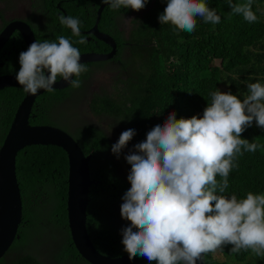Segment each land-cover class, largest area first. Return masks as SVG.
Returning <instances> with one entry per match:
<instances>
[{
	"label": "trees",
	"instance_id": "trees-1",
	"mask_svg": "<svg viewBox=\"0 0 264 264\" xmlns=\"http://www.w3.org/2000/svg\"><path fill=\"white\" fill-rule=\"evenodd\" d=\"M36 1L32 6L41 12L40 22L32 16L6 20L0 11L4 21L0 34L8 23L21 20L32 27L37 40L56 41L59 36H64L80 50L81 55L112 52L109 45L92 34H82L87 44L76 43L79 37L73 36L71 29L59 21L60 15L72 16L81 21V31H89L97 22L99 10L105 4L103 0ZM205 2L221 20L212 24L197 17L196 28L191 33L175 29L171 23L160 24L158 17L167 0H149L143 8L147 12L132 21L133 27L127 38L126 30L118 24L115 16L124 18L141 11L123 7L113 10L108 6L103 12L100 30L117 40L119 53L112 61L86 66L90 71L120 64L123 72H120L117 85L123 87H120L119 98L108 94L98 96L92 108L97 114L112 117L114 125L121 123L123 131L135 129L136 134L127 145L130 152L135 150V144L146 139L148 131L157 123L162 124L169 113L175 112L177 119L194 115L202 117L212 101L211 94L222 84L228 85L226 92L241 100L249 94V84H264V0H252V10L257 16L253 23L232 13L229 0ZM231 3L243 4L247 0H231ZM133 33L139 39L129 40ZM26 50L23 37L15 32L0 55V63H6L5 68L0 69V75H17L19 54ZM130 62H135L137 67L130 69ZM89 71L79 77V88L70 86L39 96L30 118L31 124H58L59 112L56 115L55 111L59 106L73 102L75 98L83 100L87 94L88 89L83 91V83L90 82ZM121 73L127 74V81L121 79ZM25 95L20 88L0 89V148ZM83 125L75 131L71 129V133L87 155L93 154L92 175L97 184L91 192L89 233L102 254L122 257L128 253L121 243L122 225L117 215L123 203L122 196L131 185L127 176L122 175L118 163L109 158L113 154V140L108 131L94 123ZM241 136L260 147L255 152L242 149L243 154L236 157V166L229 173L228 188L224 193H217L227 197L235 194L238 200L246 198L248 192L264 194V128L258 127L254 120ZM69 173V156L56 146H31L18 154L17 176L24 221L20 225L21 238L15 241L0 264H47L39 259V251L33 249L43 244L54 248L56 261L52 258L50 264H92L80 255L69 227ZM216 179L218 182L222 180L220 176ZM231 247L226 245L206 253L205 264H264V256H258L250 249L233 253Z\"/></svg>",
	"mask_w": 264,
	"mask_h": 264
},
{
	"label": "clouds",
	"instance_id": "clouds-1",
	"mask_svg": "<svg viewBox=\"0 0 264 264\" xmlns=\"http://www.w3.org/2000/svg\"><path fill=\"white\" fill-rule=\"evenodd\" d=\"M148 2L103 0L113 10L123 7L135 11ZM229 6L232 13L242 15L249 23L257 20L252 0L243 4L229 0ZM197 17L212 24L221 20L205 0H167L158 19L160 24L171 23L175 29L191 33ZM59 21L79 37L76 43L87 44L78 18L60 15ZM19 64L17 75H11H16L19 85L32 95L40 89L54 91L58 80L79 88V77L89 71L81 63L80 50L64 36L56 41L35 40L20 52ZM248 89L249 94L242 100L231 92H213L202 117L177 119L175 112L169 113L125 156L131 165L127 176L131 187L122 196L120 214L130 223L121 229V243L129 259L140 256L149 264H197L206 253L226 245L232 246L233 253L250 249L264 256V194L248 192L240 200L235 194H217L228 188L229 173L236 166V157L243 154L242 149L255 152L260 147L241 134L254 120L264 128V84L251 83ZM86 90L87 81L83 83ZM87 94V100L93 103L89 90ZM67 103L59 108H68ZM135 134L130 128L120 134L117 142L113 138L109 158H119ZM217 176L222 180L218 182Z\"/></svg>",
	"mask_w": 264,
	"mask_h": 264
},
{
	"label": "water",
	"instance_id": "water-1",
	"mask_svg": "<svg viewBox=\"0 0 264 264\" xmlns=\"http://www.w3.org/2000/svg\"><path fill=\"white\" fill-rule=\"evenodd\" d=\"M108 4H104L98 13L95 26L81 34H92L100 41L110 46V54L81 55V63H106L118 56V42L110 34L100 30L103 12ZM15 32H19L27 46L36 39L32 27L21 20L8 23L0 34V55ZM3 67V66H2ZM70 84L58 80L54 90L68 88ZM21 88L16 75H1L0 89ZM47 92L38 90L36 95L26 93L20 104L14 120L0 148V261L6 256L16 240L20 239V225L23 223L24 206L20 184L17 176L18 154L31 146H56L67 152L70 161L68 213L69 227L72 238L80 255L92 264H149L146 258L137 256L129 259L128 255L110 257L102 254L95 246L88 229L89 206L91 203L92 187L97 183L93 179L91 161L93 154L86 155L75 136L52 124H31L33 108L37 98ZM197 264H205L204 256Z\"/></svg>",
	"mask_w": 264,
	"mask_h": 264
},
{
	"label": "rangeland",
	"instance_id": "rangeland-1",
	"mask_svg": "<svg viewBox=\"0 0 264 264\" xmlns=\"http://www.w3.org/2000/svg\"><path fill=\"white\" fill-rule=\"evenodd\" d=\"M36 0H0V11L5 14L6 20H15L17 18H27L28 16H32L36 22H40L41 20V12L38 11L37 7H33L32 5L36 3ZM141 12L137 15L126 16L121 18V24L123 28L126 30V38L127 35L130 34V31L133 27L132 21L136 19V16H141L147 12V9L140 10ZM4 25L3 19L0 17V28ZM136 40L139 39V36L135 35L134 33L130 36L129 40ZM129 56H126V59L129 60ZM121 65H109L104 67L102 70V75L100 77L94 78L90 80L87 84V89L91 93V98L94 99L98 96H104L108 94L110 97L119 98L120 87L117 85L120 72H123V69L120 67ZM128 67L130 69H135L136 63L130 62ZM132 73V72H130ZM121 79L127 81V74L121 73ZM220 91L226 92L228 90V85L222 84L219 88ZM81 96V95H79ZM88 94H85L84 99L79 101V98H75L72 101L67 103V106H62L55 111L56 115L59 112V123L54 124L51 122H47L45 124H54L62 128L65 131L72 132V130H76L75 128L84 127L83 124L89 122L100 125L104 127L108 133L111 135V138L117 142L119 139L120 134L123 132V125L121 123H117L114 125L113 118L103 114H97L92 108V102L87 100ZM72 129V130H71ZM77 129V130H78ZM130 151L124 148L119 158L116 155L111 156V159L115 160L121 167L120 170L122 171L123 175L128 176L131 165L127 163L125 156ZM118 219L121 220L122 228L126 227L130 222L123 219L120 214V210L118 211L117 215ZM34 250L37 252L39 251V259L43 260L45 263L50 264L52 263V258L55 260V254H53V247L49 246V244H43L40 247L34 246ZM56 261V260H55ZM242 264V263H241Z\"/></svg>",
	"mask_w": 264,
	"mask_h": 264
},
{
	"label": "flooded vegetation",
	"instance_id": "flooded-vegetation-1",
	"mask_svg": "<svg viewBox=\"0 0 264 264\" xmlns=\"http://www.w3.org/2000/svg\"><path fill=\"white\" fill-rule=\"evenodd\" d=\"M61 9L64 10L63 8L60 7V10H61ZM115 18H116V20L118 21V24H119L120 26H122L120 16H115ZM82 32H87V31H82ZM90 54H94V53H90ZM0 61H1V60H0ZM5 65H6V63L1 62V63H0V69H2L1 66H3V68H5ZM89 72H90V73H89L88 77L91 78V79H93V78H95V77H97V76H100L101 73H103L102 70H100V69H91ZM68 88H69V87H68Z\"/></svg>",
	"mask_w": 264,
	"mask_h": 264
}]
</instances>
